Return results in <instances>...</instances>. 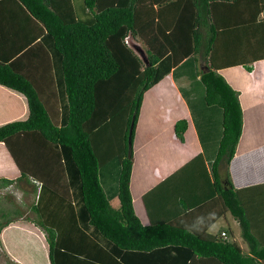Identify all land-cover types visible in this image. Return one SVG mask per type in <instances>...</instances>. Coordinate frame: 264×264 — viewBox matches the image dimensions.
<instances>
[{
    "label": "trees",
    "instance_id": "16d2710c",
    "mask_svg": "<svg viewBox=\"0 0 264 264\" xmlns=\"http://www.w3.org/2000/svg\"><path fill=\"white\" fill-rule=\"evenodd\" d=\"M0 6V85L26 106L24 117L0 124V143L18 172L0 182L39 185L31 209L45 231L0 224V241L13 257L23 264H188L194 257L264 264V231H257L264 184L242 198L247 187L231 181L242 111L238 92L220 73L238 65L250 70L264 59V0H0ZM127 38L143 45V57ZM35 67L54 79L48 102L57 120ZM168 74L189 110L213 197L187 210L180 193L182 212L167 218L176 208L175 182L183 179L173 177L202 162L194 158L144 195L151 222L143 224L130 190L133 139L144 93ZM204 111L212 121L219 116L216 133L205 126ZM187 125L185 118L174 122L181 142ZM227 212L248 251L226 231L208 233Z\"/></svg>",
    "mask_w": 264,
    "mask_h": 264
},
{
    "label": "crops",
    "instance_id": "0c3cea01",
    "mask_svg": "<svg viewBox=\"0 0 264 264\" xmlns=\"http://www.w3.org/2000/svg\"><path fill=\"white\" fill-rule=\"evenodd\" d=\"M0 7V9L3 8V6ZM263 16L264 10L260 18ZM15 32L18 35L17 31ZM250 66V70L238 65L227 67L220 71L227 82L238 92V99L242 111L241 135L236 145L234 156L228 165L234 187L236 189L247 187L243 191V194H241L242 198L252 193V187H259L264 184V59L255 61ZM33 71L37 72V74L33 72L34 78L41 86L42 91H46L48 102V96H52L50 92H53L54 87V79L51 76V72L47 69L40 71L39 67H35ZM25 113L26 106L21 96L0 85V124L21 119L25 116ZM147 118L157 120V125L153 123L154 129L147 126L140 129L142 122ZM180 118H185L188 122L182 142L176 138L173 130L174 122ZM160 123H162L161 127ZM162 129H165V135L161 133ZM144 131L148 136V143L141 146L135 145V147L133 144V167L130 179V190L136 214L143 224H148L151 222V217L146 212L144 201V195L148 191L156 187L166 176L188 164L194 158L198 160L202 157L208 172L207 162L201 154V146L195 127L190 119L189 110L181 98L170 74L163 77L143 95L134 133L135 138L139 136L141 139ZM163 140H166L165 146L167 148L157 145H161ZM144 147L147 148L146 151L141 150ZM5 151L6 149L3 143H0V177L4 176L15 179L18 176V172L14 168L11 169L12 162L4 153ZM196 163L198 164L197 167L202 165L200 160ZM222 169L224 173V168L222 167ZM175 183H177L174 185L176 187L185 186L183 185L185 180L176 181ZM208 183L211 184L210 178ZM198 184L200 185L199 181ZM198 184H195V186H198ZM1 187L4 186L0 182ZM199 188L201 189V186ZM199 188L196 192L200 190ZM179 192L176 191L177 197L176 199L174 198L173 205L176 206L180 214L183 205H181L180 199L179 201L177 200L180 198L178 195ZM181 197H185L184 194ZM211 197H213V194L199 202H204ZM152 203L150 202V204ZM159 203H161V199H159ZM185 203L187 205L186 201ZM193 207L187 205V210ZM258 225L257 231H264V219L259 218ZM221 231H226L227 235L233 237L229 229L221 227L217 234H220ZM11 259L16 264H23L20 259L12 255ZM209 263L208 259L194 257L188 264Z\"/></svg>",
    "mask_w": 264,
    "mask_h": 264
},
{
    "label": "rangeland",
    "instance_id": "374dc122",
    "mask_svg": "<svg viewBox=\"0 0 264 264\" xmlns=\"http://www.w3.org/2000/svg\"><path fill=\"white\" fill-rule=\"evenodd\" d=\"M126 42L139 55L143 54L142 44H139L138 42L130 38H127ZM50 103L51 102H48V104ZM49 106H50L51 113L54 117V120H57L58 118L57 108H53L52 104H50ZM204 113L206 116L208 115L207 111H204ZM206 119H207V122L205 123V126L212 133L213 132L216 133L218 130H220L219 116L216 115V118L214 121H212V118H210V116H207ZM153 123H155V125L158 124L156 119L147 118L145 121L142 122V126H140V129L146 126L150 128L152 127V129H154ZM162 123H160V127L162 126ZM161 133L165 135V129H162ZM147 138L148 136L145 131L143 132V137L141 139L139 136L136 138L134 136V139H133L134 147L135 145L141 146V145L148 143ZM136 141H138V143H136ZM157 145L159 147L165 146L166 140H163L161 145L160 144H157ZM165 148H167V146H165ZM141 150L146 151L147 148L144 147V149L141 148ZM201 160H202L201 166L197 167L198 164L193 163L190 166L182 169L179 173H177L178 177L176 175L173 177L174 179L180 180V178H183L182 181L185 180V183L183 184L185 186L176 187V190L180 191L179 194L180 193L184 194V196L186 197L187 205L189 206H194L198 201H203L204 199H206V197L213 194L212 186L210 183H208L209 175L205 167V162L203 159ZM197 168H199V170H197ZM220 174L223 177L224 173H223L222 166L220 167ZM198 181L200 185L198 184ZM195 184L196 185L198 184V186H195ZM200 186H201V189L199 188ZM34 187H36L35 194L33 191ZM198 188L200 190L196 192ZM38 189H39L38 184L29 183V182H26L25 180H21V181L15 180L12 184L5 186V187H1L0 188V224L4 223L5 221L11 220L13 224L20 225L22 228H28L30 231L35 232V233L38 232L40 235L44 236L45 231L36 225L37 216L34 213V211L31 209V205L36 199V194H37ZM157 205L158 203L154 204V209H157L155 208V207H158ZM176 213H178L177 209L173 208L172 211L170 210L169 214H167V218L171 216L173 217L174 215H176ZM221 227L229 229L233 235V237L232 236L230 237L234 241H236L237 244L243 250L248 251V245L240 235V227L238 223L236 222V220L233 219L232 215L229 212L225 213L224 216L220 217L215 223H213L212 226H210L208 233L217 235ZM28 248L29 247H23L22 250L29 251ZM30 250L33 251L32 248H30ZM11 255L12 254L9 252V247L5 245L1 240L0 241V264H16L14 261H12Z\"/></svg>",
    "mask_w": 264,
    "mask_h": 264
},
{
    "label": "water",
    "instance_id": "95a60500",
    "mask_svg": "<svg viewBox=\"0 0 264 264\" xmlns=\"http://www.w3.org/2000/svg\"><path fill=\"white\" fill-rule=\"evenodd\" d=\"M143 53V52H142ZM141 53V54H142ZM141 57H143V54L142 55H140ZM131 133H132V123H131V125H130V127H129V130H128V149L130 150V148H131Z\"/></svg>",
    "mask_w": 264,
    "mask_h": 264
},
{
    "label": "built area",
    "instance_id": "2783aa9c",
    "mask_svg": "<svg viewBox=\"0 0 264 264\" xmlns=\"http://www.w3.org/2000/svg\"><path fill=\"white\" fill-rule=\"evenodd\" d=\"M222 235H225V233H224V232H222Z\"/></svg>",
    "mask_w": 264,
    "mask_h": 264
}]
</instances>
